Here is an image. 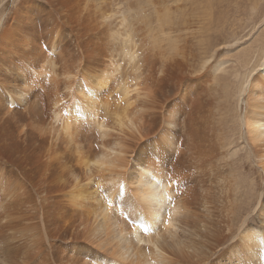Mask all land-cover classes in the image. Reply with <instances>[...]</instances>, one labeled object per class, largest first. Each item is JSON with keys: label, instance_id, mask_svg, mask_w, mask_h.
Here are the masks:
<instances>
[{"label": "rangeland", "instance_id": "rangeland-1", "mask_svg": "<svg viewBox=\"0 0 264 264\" xmlns=\"http://www.w3.org/2000/svg\"><path fill=\"white\" fill-rule=\"evenodd\" d=\"M44 3L0 0L1 122L9 115L26 116L20 123L12 118L6 129L20 126L19 143L35 142L48 150L50 137L59 134L63 126L55 113L66 117L67 112L75 111L72 106L82 97L83 85H88L97 99L94 112L87 118L79 112L73 114L80 121L77 137L85 155L123 147L130 161L124 170L129 188L135 186L131 174L147 161L173 180L175 201L181 209L177 217L182 216L169 232H163L160 224L148 230L154 238L158 236L168 264H256L255 256L248 252L251 247L241 238L262 228L264 139L258 145L245 143L246 128L240 117L250 109V82L256 81L260 87L255 93L264 95V67L254 69L252 60L247 67L242 63L248 54L256 57L264 49V0H219L211 9L201 0H70L66 3L70 25L59 30L58 37H39L29 25L32 19L43 20ZM84 7L92 10L85 18ZM16 10L20 18L13 23ZM180 18L189 19L191 28L170 31ZM76 32L82 34L83 53L69 40ZM209 32L220 35L212 39L205 36ZM178 34L183 38L189 34L191 43L216 45L205 59L197 57L195 64L184 70L183 64L167 61L168 82L162 85L159 79L167 56L163 53L166 48L173 52L172 43ZM23 43L26 52L20 53ZM209 59L212 64L206 73H200ZM247 78L248 92L245 90L239 99L240 82ZM201 83L208 105L204 113L191 116L179 94L182 96V89L187 87L199 90ZM176 85H182L180 92L169 93V86ZM259 97L257 106L264 104V97ZM30 112H37L41 119L34 122ZM30 122L46 133V139L29 138ZM193 130L201 134L202 144H193ZM57 143L64 146L60 137ZM68 157L71 172L90 183L89 191L98 188L94 198L84 194L88 200L79 209L83 214L76 212H81L79 218L90 221V209L102 195L112 193L117 203L127 199L119 183L113 191L105 182L97 183L100 172L94 170L92 180H85V169ZM120 205L113 206L107 227L96 235L85 219L82 225L77 223L80 227L74 236L79 238L61 241L64 250L57 251L56 256H64L67 264L107 263L120 233L129 234L139 221L125 210L126 203ZM52 213L57 214L58 209L53 207ZM163 215L170 216L167 210ZM114 235L118 240L112 241ZM249 244L253 246L252 241Z\"/></svg>", "mask_w": 264, "mask_h": 264}, {"label": "bare ground", "instance_id": "bare-ground-1", "mask_svg": "<svg viewBox=\"0 0 264 264\" xmlns=\"http://www.w3.org/2000/svg\"><path fill=\"white\" fill-rule=\"evenodd\" d=\"M69 1L45 0L44 6L47 9L43 12V20L36 18L30 20V31L39 37L51 34L58 37L59 30L66 25H70V18L66 9V3ZM162 1L165 2L166 0ZM201 1L206 2V6L210 9L218 5L219 2V0ZM82 10L85 14L84 18L92 13V10L89 11L88 7H84ZM19 18L18 10H16L15 15L12 17L13 23ZM178 20L174 25H181L182 28L174 26V28H169L170 31L191 28L189 24L187 25L189 19L180 18ZM71 28L73 27L71 26ZM214 33L209 32L205 36L214 39L215 36L220 35L219 32L213 36ZM186 36V38H183L181 34L177 35V38L174 39L176 43H172L173 52L168 48L164 50L163 55L167 54V56L165 59L163 58V76L159 79L160 84L165 85L168 82L164 68L167 61L183 64L182 68L184 70L189 66H193L197 57L200 56V58L205 59L216 45L212 42L211 46L210 42H208L209 44L200 42L199 45L191 43L192 38L189 37V34ZM193 37L198 38L196 35H193ZM81 38L82 34L76 32L69 39L72 45L80 48L79 53L85 51L81 46ZM26 48V44L23 43L19 49L20 53H25ZM256 57L248 54L242 63L247 67L252 60L254 69L258 66L264 67V49ZM210 64L212 63L209 59L203 65L200 73H206ZM55 73L57 74V72ZM247 82L248 78L241 80L237 98L241 99L245 90L248 92V85H245ZM98 85L102 86L103 82L99 81ZM249 86L250 109L247 114L245 111V114L241 115L240 121L241 125L246 128L245 143L252 141L258 145L264 139V118L260 117L264 114V104L257 106V102L261 100L259 96L264 97V95L255 93L256 89L260 87L256 81L254 83L250 82ZM181 87L182 85L169 86V93L175 95L180 92ZM80 93L82 97L72 106L75 111L67 112L66 117H63L60 112L55 113L57 121L62 122L63 120V126L59 134L50 137L51 145L48 150H45V147L41 145H36L35 142L31 145L19 143L17 139L21 134L20 126L12 131L6 129V125L12 123V118L14 122L20 123L26 120L25 115H9L5 122H1L4 115L0 116V264H53L54 262L67 264L64 256H56L57 251L64 250L60 242L68 237H73L74 232L80 227L79 224L82 225L85 222L91 226L94 235L101 232L107 225V218L112 216L113 206L116 205L117 208H120L121 203H126L125 210L133 213L139 221L129 234L120 233V241L116 239L117 236H113L112 241H118L116 249L112 251V259L108 260L107 263L101 262L100 264H168L167 256L163 254L164 251L158 245V236L154 238L148 230L154 229L156 225L160 224L163 225V232H169L174 222L179 219L180 215L178 217L177 215L181 209L175 201V190L171 183L172 178L166 179L163 173L153 166V162H142L145 164H141L136 172L131 174L135 186L129 188L124 170L128 167L130 161L125 156L126 152L123 147H111V150L109 147L110 151H104L103 154L97 155V153H94L86 156L77 137V133H79V123L77 124V122L79 120L74 119L73 114L79 112L81 116H89L91 112H94L97 99L95 98L94 89L89 88L88 85L87 90L82 89ZM179 99L188 105L191 116L204 113L208 105L203 91V83L199 85V90L195 87L183 88L182 96L179 94ZM77 105L79 110H77ZM68 107L70 108V106ZM38 110L36 109V111ZM30 115L34 122L41 119V115L37 112L35 114L30 112ZM34 122L28 124L27 133L29 138L32 141L39 138L46 139V133L38 130ZM103 133L106 135L107 132ZM5 136L6 138H4ZM58 137L63 140L64 146L57 143ZM192 138L193 144H196L197 141L202 144L203 140L199 131L193 130ZM182 140L183 137L181 140L179 138V146ZM68 156H72L85 169L88 175L85 180H92L93 171L95 170L101 173V179L97 183L105 182L109 191L114 190L116 183L125 185V189L121 192H125L127 199L117 203L112 200V193L106 196L102 195L100 200L96 198V207L90 209V221L83 217L84 222L82 218H79L82 212L79 209L84 206V200L86 201L88 198L83 196L90 195L93 197L98 188L89 191L90 183H84L77 174L71 172ZM197 157L199 159L201 156ZM105 176H108V178ZM127 191L129 192L127 193ZM53 207L58 209L57 214L52 213ZM133 208H137V210L132 211ZM97 210H100V214H97ZM166 210L170 214L169 217L163 215ZM79 211L81 212L76 213ZM261 215L264 216V212ZM79 219L83 222H80ZM134 221H136V218H134ZM261 223L262 228L246 232L241 238L242 241L247 242V247H251L248 252L255 256L256 264H264V219ZM145 228H148L146 229L147 232L143 233ZM74 237L76 238V236ZM249 241H252L253 246L249 244ZM57 243L60 245H57ZM80 262L86 264L83 261Z\"/></svg>", "mask_w": 264, "mask_h": 264}, {"label": "snow or ice", "instance_id": "snow-or-ice-1", "mask_svg": "<svg viewBox=\"0 0 264 264\" xmlns=\"http://www.w3.org/2000/svg\"><path fill=\"white\" fill-rule=\"evenodd\" d=\"M79 87H81V85H80V82L78 81V88ZM83 88H84V90L86 91L87 90V86L86 85H83ZM77 110H79V106L77 105ZM125 185H120V188L122 189V190H124L125 189ZM169 200H171V198H169Z\"/></svg>", "mask_w": 264, "mask_h": 264}]
</instances>
